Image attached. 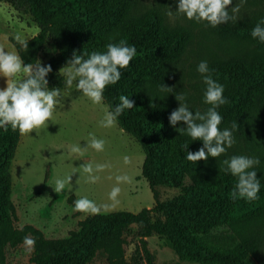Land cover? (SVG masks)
<instances>
[{
    "label": "trees",
    "instance_id": "obj_1",
    "mask_svg": "<svg viewBox=\"0 0 264 264\" xmlns=\"http://www.w3.org/2000/svg\"><path fill=\"white\" fill-rule=\"evenodd\" d=\"M17 13L28 14L38 33L28 43L27 51L19 48L25 63L47 41L57 53L46 64L49 88L64 87L59 74L73 51L77 54L105 51L109 42L125 39L135 45L137 55L121 70V79L104 91V105L111 110L119 96L134 101L117 120L119 128L141 147L144 160L141 176L153 196V206L137 213L126 211L93 214L82 220L76 230L62 239H47L30 225L15 226V208L11 201L10 166L20 133L0 128V264L8 249L18 247L28 237L35 241L31 264H89L103 258L107 264H155L147 238L164 239L180 261L198 264H251L262 259L264 245V170L257 169L261 180L259 199L233 200L235 178L224 171L226 165H212L213 157L189 161L186 151L195 152L202 141H192L169 125L173 111L164 99L156 96L159 85L165 86L169 71L188 54V33L168 24L156 7L143 11L131 0H0ZM256 23H233L215 29L221 38H234L253 44V56H232L209 63L213 78L224 85L228 103L218 111L223 117L220 127L232 128L242 137L252 112L259 119L258 132L264 136V43L250 36ZM86 58V57H85ZM177 127H184L177 123ZM188 143L187 149L183 145ZM178 192L161 199L159 187ZM134 226L137 242L125 258V233ZM227 227L220 242L210 238L211 231Z\"/></svg>",
    "mask_w": 264,
    "mask_h": 264
},
{
    "label": "rangeland",
    "instance_id": "obj_2",
    "mask_svg": "<svg viewBox=\"0 0 264 264\" xmlns=\"http://www.w3.org/2000/svg\"><path fill=\"white\" fill-rule=\"evenodd\" d=\"M137 10L143 11L150 7L159 9L169 25L182 28L188 33V54L174 64L167 76L165 86L173 89L172 93L159 90L156 96L168 102L172 109L179 106L176 95H185L193 111H205L208 105L203 103L205 85L196 71L201 60L208 64L218 60H226L232 56H253L256 52L252 43L221 38L215 29L228 27L233 23H256L264 17V0H233L229 9L238 6L236 19L222 23L212 28L205 22H194L176 12L175 0H131ZM231 14V13H230ZM37 25L28 14L17 13L12 7L0 2V47L7 51L22 48L13 37L16 34L28 41L37 35ZM31 64L38 61L46 64L57 53L52 42L47 41L43 48L32 55ZM61 74V72H59ZM62 75V74H61ZM63 76V75H62ZM5 78L0 77V87H4ZM60 104L54 111L47 129H37L30 134H20L10 166L11 201L15 208V226L26 225L38 229L47 239H62L76 230L78 224L88 212L74 209L73 202L82 196L93 200L101 211L98 214H108L118 211L137 213L143 208H151L154 200L147 182L141 176L144 154L139 144L127 133L122 131L117 123L112 127L100 124L104 108L94 105L75 88L64 87L60 90ZM184 125V123L178 122ZM259 119L256 112L248 118L247 129L242 137L233 134L235 143L225 154L212 159V165H224L223 160L233 155L258 157L261 163L257 169L264 170V136L259 134ZM221 128H230L222 126ZM89 133L105 141L104 149L96 151L87 146ZM79 144L81 151L72 153L73 145ZM125 157L127 160H125ZM106 165L94 174L98 179L89 182L88 174L83 171V164ZM128 176V182H119L120 192L115 200L109 198V193L117 186V176ZM71 176L61 193L54 191L55 180ZM161 199H167L177 194L176 189L159 187ZM136 228L132 226L125 233L124 253L128 259L137 242ZM227 227H219L211 231L212 240L222 241ZM149 251L155 256V264H198L180 261L173 249L159 236L147 238ZM260 255L263 256L264 245ZM32 248L24 242L16 248L8 249L3 264H31ZM251 264H264L262 259H251ZM89 264H107L97 257Z\"/></svg>",
    "mask_w": 264,
    "mask_h": 264
},
{
    "label": "clouds",
    "instance_id": "obj_3",
    "mask_svg": "<svg viewBox=\"0 0 264 264\" xmlns=\"http://www.w3.org/2000/svg\"><path fill=\"white\" fill-rule=\"evenodd\" d=\"M176 12L182 13L188 20L215 28L222 23L234 21L238 6L231 7L233 0H175ZM243 2V0H241ZM231 13V14H230ZM250 36L260 43H264V17H260L250 31ZM13 39L27 51L28 41L21 35H14ZM105 51H92L91 53L77 54L73 51L71 58L67 59L65 66L59 72L64 77V85L71 88L75 82V88L88 98L92 104L104 108V115L100 121L103 127H112L118 117L125 111L134 107V101L126 95L119 96V103L111 110L104 105V91L107 86L115 85L121 79L123 69H126L137 55L135 45H130L125 39L116 43L109 42L105 45ZM86 57V58H85ZM52 71L51 65H35L25 63L16 51H7L0 47V77L5 78L4 87H0V128L20 134H30L37 129H47L52 120L54 111L60 104L61 91L58 87L49 88L48 74ZM197 73L205 85L203 103L208 105L203 112L193 111L186 96L176 95L179 106L171 111L168 116L169 125L179 134L187 135L192 141H202V147L195 152L186 151V159L189 161L206 160L210 157H220L235 143L232 128H221L223 117L218 109L227 104L228 98L223 95L224 85L213 78L214 69L210 68L207 60H201L196 66ZM161 91L172 93L173 89L163 84L159 85ZM183 122L184 127H177L178 122ZM105 141L89 133L86 147L96 151L104 149ZM188 143L183 145L187 149ZM72 153H79L81 146L73 145ZM125 160L127 158L125 157ZM261 163L258 157L246 155H233L223 160L226 165L224 171L235 178V185L231 191L233 200L243 199L245 202H253L259 199L261 180L257 178L256 166ZM106 165L83 164V171L88 174L89 182H95L98 177L94 174ZM71 176L57 178L55 180L56 193H61L69 184ZM128 176H117V186L109 193V198L115 200L120 192L119 182H128ZM77 211L98 214L101 209L97 204L82 196L73 202ZM24 243L29 249L34 248L35 241L28 237Z\"/></svg>",
    "mask_w": 264,
    "mask_h": 264
}]
</instances>
